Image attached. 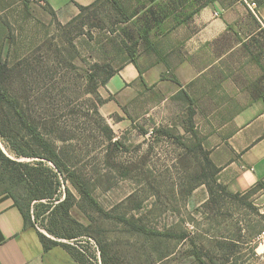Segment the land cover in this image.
<instances>
[{
  "label": "rangeland",
  "instance_id": "obj_1",
  "mask_svg": "<svg viewBox=\"0 0 264 264\" xmlns=\"http://www.w3.org/2000/svg\"><path fill=\"white\" fill-rule=\"evenodd\" d=\"M118 1L122 10L111 0H100L79 18L60 24L45 17L44 6L36 0H0V51L10 36L11 63L38 46L34 56L43 60L42 72L37 79L30 78L28 91L20 90L17 76L15 88L26 97L27 107L64 160L84 177L99 204L113 215H126L148 228L189 235L184 239L155 236L106 218L67 180L61 193L68 186L75 194L72 217L89 226L92 235L82 237V242L98 264L103 263V248L109 264H201L191 253L195 248L203 250L209 262L264 264L254 247V236L264 229V184L237 192L236 197L221 193L218 183L222 182L211 165L215 139L246 103L249 80L264 79V43L256 45L246 61L235 57L234 67L227 66L221 73L218 65L201 82L181 90L172 80L181 73L174 67L179 60L166 59V44L159 45L167 64L162 78L169 81L147 90L142 101H133L121 114L104 115L98 95L87 93L88 74L99 71L106 76L109 69L121 68L129 59L125 44L135 42L137 61L145 68L155 62L152 48L157 44L152 41L167 37L150 32L148 39L142 37L146 29L158 25L152 11L154 0ZM174 22L165 19L161 25L167 28ZM95 105L105 121L95 113ZM190 108L199 137L190 131ZM105 125L113 130V141ZM0 148L12 159L33 160L17 156L5 137H0ZM204 173L217 190L213 201H208L206 184L187 193L203 180ZM11 174L10 168L0 165V192L12 191L40 231L58 239L45 228L49 213L37 216L40 201H32L27 183Z\"/></svg>",
  "mask_w": 264,
  "mask_h": 264
},
{
  "label": "crops",
  "instance_id": "obj_2",
  "mask_svg": "<svg viewBox=\"0 0 264 264\" xmlns=\"http://www.w3.org/2000/svg\"><path fill=\"white\" fill-rule=\"evenodd\" d=\"M95 1L44 0V14L52 19L47 9L51 6L58 20L65 23L80 12L79 5L88 6ZM205 1L160 0L162 4H158L154 0L152 11L158 25L150 27V33L165 34L166 41H152L157 44L152 48L156 57L148 67L142 68L141 60L138 66L128 61L102 85L99 91L108 99L100 108L104 115L121 114L133 101H142L147 90L158 89L169 81L162 78L167 69L165 58H178L174 67L181 73L172 80L181 90L201 82L202 76L218 65L221 73L227 66L234 67L235 57L246 61L254 54L255 46L264 43V2L253 12L241 0ZM172 18L176 20L173 26L161 25L163 20ZM164 44L165 58L159 52V45L163 48ZM249 81L252 84L246 90V103L223 125L211 153L220 168L219 180L234 193L248 191L264 180V79ZM0 264H76V260L61 245L46 250L38 230L25 224L12 194L2 192Z\"/></svg>",
  "mask_w": 264,
  "mask_h": 264
},
{
  "label": "trees",
  "instance_id": "obj_3",
  "mask_svg": "<svg viewBox=\"0 0 264 264\" xmlns=\"http://www.w3.org/2000/svg\"><path fill=\"white\" fill-rule=\"evenodd\" d=\"M99 1L100 0H97L88 6L79 5L80 12L68 21V23L82 16L85 10L91 8ZM111 1L114 2L118 9L122 10L123 6H121V3H119L118 0ZM211 1L213 0H206L205 2L210 3ZM255 1L257 2V5L264 2V0ZM241 2L245 3L246 7H248L246 2L242 0ZM47 9L52 14L53 21L63 24L58 20L56 12L51 6H48ZM149 32L150 28L146 29L142 37L148 39ZM6 41L7 42L3 43L0 51V137H5L8 140L10 148L17 154V156L32 158L33 160L23 161L12 159L8 157L0 148V165L10 168L11 173L13 174H11L12 177L16 178L17 181H25L27 183L31 200L40 201L37 216H41L47 212L49 213L50 223H48L45 228L48 233L58 239L49 238L40 231L37 224L31 221V213L29 211H25L24 207H22L16 195L12 191L4 190L2 192H9L12 194L16 205L22 212L25 224H30L38 230L40 239L42 240L45 249L49 250L56 245H61L75 258L76 264H98L93 260L95 256L89 253L88 248L86 249V245L82 242V237H92V235L88 232L89 226L77 221L71 214V210L76 204L75 194L68 186H65L64 192L61 193L62 187L67 180H70L82 196L94 205L97 211L106 218H116L128 224L133 229L146 234L169 236L181 239L187 238L189 235L186 232L179 233L171 230L163 232L157 229H151L145 225L137 223L134 219L129 218L126 215H113L99 204L93 196L90 186L84 177L75 169L71 168L64 160L56 144L46 136L40 126V123L35 118L34 113L27 107L29 103L24 101L26 100V97L21 94L17 88H15L17 85L14 81L15 76H17V79L19 80L18 85L20 86V90L27 92L30 78L34 76L37 79L39 74H41L43 60L40 56H34V54L40 49V46H38L36 50L33 49L30 51V53L25 57L19 58L14 63H11L10 56L13 41L10 36L7 37ZM137 43L138 42H135L132 46H128L127 43L125 44V50L129 53L128 61L136 66H138L136 57L137 51L135 47ZM117 71L118 69L111 68L107 72L106 76L99 71L96 74H88L87 77L90 85L87 89V93L98 95L97 101L100 105L104 104L108 99H104L99 94V86L106 85V83L117 73ZM175 80L178 82L177 79ZM182 91L184 93V90ZM188 101L191 102L189 97ZM94 111L102 120L105 121L97 105H95ZM189 117L192 126L190 131L195 137H199L197 132L194 130L193 110H191V108ZM105 129L109 133L108 139L113 141V130L108 125H105ZM114 144L119 145V142L116 141ZM198 145L201 144L199 143ZM211 165L215 167L216 174H219L220 168L213 161H211ZM207 176L208 174L204 173L203 180L200 182L196 181L195 185H193L187 193L190 194L196 185L206 184L210 194V199L208 201H213L217 190L210 185ZM263 182L264 180L259 181L255 187H262L264 184ZM218 187L221 193L233 197L237 196V193L231 192L225 184L219 182ZM43 200H46V202ZM257 235H255L254 238ZM191 253L201 264H218L205 260L203 250L199 248L193 249ZM101 257L103 260L102 264H109L107 260V251L104 248L101 250Z\"/></svg>",
  "mask_w": 264,
  "mask_h": 264
},
{
  "label": "built area",
  "instance_id": "obj_4",
  "mask_svg": "<svg viewBox=\"0 0 264 264\" xmlns=\"http://www.w3.org/2000/svg\"><path fill=\"white\" fill-rule=\"evenodd\" d=\"M38 3L44 5V0H36ZM249 8L255 12V9L257 8V2L255 0H244ZM216 15L218 13L216 12ZM255 244V253L257 256H259L262 260H264V229L261 230L258 235L255 237L254 240Z\"/></svg>",
  "mask_w": 264,
  "mask_h": 264
}]
</instances>
